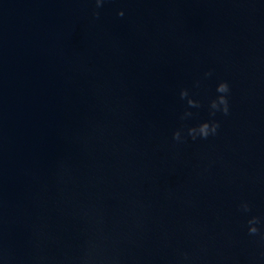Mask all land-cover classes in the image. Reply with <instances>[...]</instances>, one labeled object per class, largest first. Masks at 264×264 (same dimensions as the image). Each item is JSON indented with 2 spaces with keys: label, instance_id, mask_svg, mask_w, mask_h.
Masks as SVG:
<instances>
[{
  "label": "water",
  "instance_id": "obj_1",
  "mask_svg": "<svg viewBox=\"0 0 264 264\" xmlns=\"http://www.w3.org/2000/svg\"><path fill=\"white\" fill-rule=\"evenodd\" d=\"M0 264H264V0H0Z\"/></svg>",
  "mask_w": 264,
  "mask_h": 264
},
{
  "label": "clouds",
  "instance_id": "obj_2",
  "mask_svg": "<svg viewBox=\"0 0 264 264\" xmlns=\"http://www.w3.org/2000/svg\"><path fill=\"white\" fill-rule=\"evenodd\" d=\"M97 7H101L103 4V0H95ZM119 16L123 17L124 16V12L123 10L119 11L117 13ZM95 16H99L98 12L94 13ZM217 92L222 93V94H226L229 92V85L227 84V82H221L218 86H217ZM185 93H182V95H184ZM220 105H222L223 107L220 108ZM212 108L214 110H220L222 111V113L224 115H227L229 113V104H228V100L226 98V95H221L219 97V104L216 101L212 102ZM213 115H215V112H213ZM219 128V122H212L211 124H209L208 122H204L202 123L198 129H190L189 133L190 135H192V138L195 139L196 138V134L198 132L200 138L203 139H207L209 137V135H215L218 131ZM173 138L176 140L180 139V133L179 131L175 132L173 134ZM243 208L245 211H248V205L244 204ZM257 222V218L253 217L250 221V227H249V233L252 235H255L258 231V229L256 228L255 224Z\"/></svg>",
  "mask_w": 264,
  "mask_h": 264
}]
</instances>
